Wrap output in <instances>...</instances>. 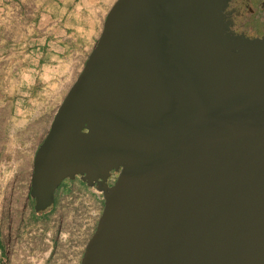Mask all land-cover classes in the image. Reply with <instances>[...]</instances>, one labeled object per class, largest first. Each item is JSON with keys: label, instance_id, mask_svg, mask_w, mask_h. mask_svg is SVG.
Returning a JSON list of instances; mask_svg holds the SVG:
<instances>
[{"label": "water", "instance_id": "water-1", "mask_svg": "<svg viewBox=\"0 0 264 264\" xmlns=\"http://www.w3.org/2000/svg\"><path fill=\"white\" fill-rule=\"evenodd\" d=\"M230 1L108 12L31 177L36 213L97 184L81 264H264V38L230 29Z\"/></svg>", "mask_w": 264, "mask_h": 264}, {"label": "rangeland", "instance_id": "rangeland-1", "mask_svg": "<svg viewBox=\"0 0 264 264\" xmlns=\"http://www.w3.org/2000/svg\"><path fill=\"white\" fill-rule=\"evenodd\" d=\"M52 12L41 21L29 5L28 16H0L1 264H81L104 208L102 193L80 179L67 180L45 212L30 198L36 152L99 39L89 42L82 21L55 25Z\"/></svg>", "mask_w": 264, "mask_h": 264}, {"label": "crops", "instance_id": "crops-1", "mask_svg": "<svg viewBox=\"0 0 264 264\" xmlns=\"http://www.w3.org/2000/svg\"><path fill=\"white\" fill-rule=\"evenodd\" d=\"M117 0H0V16L10 14L12 12H21L25 14L28 11L29 5L34 7V10L44 12L41 17L43 21L48 15L45 12H53L49 18H52L54 24L59 27L70 29L69 22L76 20L85 23L89 28L90 39L93 42V36L97 38L103 29L104 21L108 12ZM54 12H57L56 15ZM62 16H61V14ZM28 16L27 14H25ZM3 247L0 244V252ZM1 264V262H0Z\"/></svg>", "mask_w": 264, "mask_h": 264}, {"label": "flooded vegetation", "instance_id": "flooded-vegetation-1", "mask_svg": "<svg viewBox=\"0 0 264 264\" xmlns=\"http://www.w3.org/2000/svg\"><path fill=\"white\" fill-rule=\"evenodd\" d=\"M225 13L230 22V29L235 34L249 39L264 38V0H231ZM117 177L118 173L113 172L109 180L110 186L115 183ZM96 186L95 183L93 188Z\"/></svg>", "mask_w": 264, "mask_h": 264}, {"label": "trees", "instance_id": "trees-1", "mask_svg": "<svg viewBox=\"0 0 264 264\" xmlns=\"http://www.w3.org/2000/svg\"><path fill=\"white\" fill-rule=\"evenodd\" d=\"M65 182H66V181H65ZM65 182H64V183H65ZM64 183H63V184H64ZM63 184L60 186V188L58 189V191L62 188ZM58 191H57V193H56V199H57ZM30 198H31V197H30ZM31 199H32V198H31ZM34 211H35V210H34Z\"/></svg>", "mask_w": 264, "mask_h": 264}]
</instances>
